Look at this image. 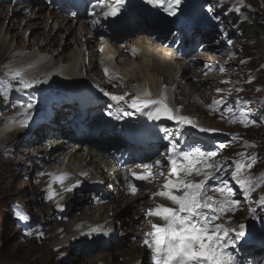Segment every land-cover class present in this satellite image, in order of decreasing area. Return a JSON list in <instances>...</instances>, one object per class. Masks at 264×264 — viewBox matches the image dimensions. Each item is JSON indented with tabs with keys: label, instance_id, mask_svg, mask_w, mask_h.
Instances as JSON below:
<instances>
[{
	"label": "rangeland",
	"instance_id": "1",
	"mask_svg": "<svg viewBox=\"0 0 264 264\" xmlns=\"http://www.w3.org/2000/svg\"><path fill=\"white\" fill-rule=\"evenodd\" d=\"M13 1L15 0H6L5 3L0 2V74L6 69V63L15 62V59H17L20 55H24L26 53L31 54L33 52L37 55V57L47 56V62L49 60L53 62L51 55H53L55 52H58V50L55 51L56 47H54V49L51 51L47 49L41 50L40 46L44 42L43 38L39 39V37H31L32 31H30V29L24 28L26 21H28L33 15H30V17L26 19H16L19 21V27H15V29L9 33L4 31L1 32L3 24L5 23L8 25L9 16L11 17V21L14 20V14L7 13L9 12L10 7L15 8L12 7L15 5V3H12ZM96 2L98 4L100 0H97ZM110 2H112V0H110ZM213 2H216L218 5L224 7L225 13L229 14L232 21L225 18L223 12L217 10V7L213 6ZM6 3H8V5H6ZM29 3L33 4L35 8H38V6L43 8L45 7V10L43 11V15H45V17H43L42 23L39 25L42 28H40V31L42 32H44L45 26L47 24H49L48 26H51V22L53 23V15L50 13V10L63 9L69 16H73L75 14V9L69 5L66 0H19L18 5L21 6L23 4ZM202 7L205 8V12L197 14L199 9ZM209 7L212 9L211 12L208 11ZM182 8L185 10V12H190V21L194 18L201 19L206 17L209 22H212V24L209 25L216 27L219 31L212 26L198 24L196 29V25H191L189 27L191 29V34L189 37H192L194 32L195 34L192 40L187 43L188 36L184 34V29L187 27L185 24L179 23L177 26L179 27V30L182 32V34L178 36V34H176L178 30H171V26L174 21L169 22V20H172V16H169L168 14V21L153 22L154 26L156 27L154 31L161 32V39L166 37L168 34L170 36V41L176 37L178 41L180 38V40L172 48L169 50L167 48L165 51V53L170 57L173 54L172 52L174 49L178 48L179 46H185L186 43L187 45L185 47H181L183 52H187L194 47L200 48L205 46L203 51H199L198 49L196 50V54L200 56V58L203 57L201 58L203 60L202 62L198 60L200 67L199 69H201L202 72L200 75L196 76L199 79L206 81L205 85L199 86L200 90L205 92V94L202 98L194 97L192 100L194 99L197 106L199 108H203L210 118L205 120L204 115L200 116L199 113H196L194 109L186 111L184 107L178 108L175 105L173 96L176 86L170 85L166 92L168 102L175 110H177L179 115L190 118L196 127L191 128L190 125H184L178 130L177 125L174 122L165 120V122L170 123L165 124L159 120L153 121V124L147 135L149 138H151L154 135L161 134V130L164 129L165 126H172L173 132L171 133V136L178 145L187 142H193L195 147H200L203 151L217 152V155L213 158V161L219 162L221 164L231 165L232 162L241 159V157L237 155V153L240 152L258 154L260 157L259 160L248 173L254 178H257L261 174H264V45L262 46L255 41H248L246 38H244V29L242 26H239V24L259 22L264 25V0H182V4L180 6L181 10L177 14H181L184 19L187 20L188 14L186 15L183 13ZM101 9L103 8L100 7L99 11L95 13V16L89 14L86 8L80 10L79 13L82 15L86 13V17H90V19L87 18L89 19L87 21V24L89 25L93 24L92 21L94 18L97 20L102 18ZM209 14H211V16H208ZM3 15L5 17H3ZM50 16L52 21L51 19L48 20L47 18ZM213 17H217V19H213ZM106 21L108 22L109 20L106 19ZM193 23L195 24L196 21H193ZM169 24L170 26H168ZM139 25L140 22L137 21L133 27H129L124 32L120 40L117 41L118 47L120 49L127 50L132 47L133 44H137L140 49L156 48V43L159 44V40H157L155 43L153 42V37L143 38L138 36L139 33L136 32L135 28ZM163 25L166 26V28L162 27ZM75 30L77 35H79H74L75 40L72 39V37L68 40V33H64L65 36L63 37L65 41H72V46L70 49L64 52L65 55H67L68 60L72 54L74 55L75 53L77 58L79 51H83L82 44H80L81 40H83V43L86 42V32L82 31L77 26H75ZM65 31L66 29L63 30V32ZM238 31H241V34H238ZM11 35H19L20 39L10 40ZM228 37H232L234 42L228 44ZM4 39L7 41L8 45L4 44V49H2L1 46ZM99 39L97 40L98 42H95L98 45H93V49L98 55L97 61L94 60V62L99 61V64L103 68L106 62V54L104 53V50H100ZM20 40L30 44L29 48L16 47L17 45H20L18 44ZM62 41L63 40L61 39L59 41L60 43L58 42V47L60 44H62ZM75 41H77V43ZM167 41H169V39ZM211 44H215V48L219 54H215L207 49V46ZM61 52L62 50L60 53ZM153 52L154 51L150 52L148 61L150 64L158 65L160 61H163V56L159 55L158 53L153 54ZM56 53L54 55H56ZM192 57L193 54L190 55V58L188 59L192 60ZM83 58H85V61L88 60V56H83L79 60L82 61ZM211 58L216 61H210ZM125 59H127V61ZM132 59L133 58L129 54H124V57L120 59L119 63H121V69L125 68L128 71V75L125 73L124 78L120 77L117 79V82L120 83V81H126L127 86L133 91L128 89L126 83L116 84L115 86L117 90L114 88L111 89L112 93L117 91L115 93L116 95H125L126 93H129L130 95L126 96V99L128 100H131L137 95V93L134 91L137 88V85L138 87H141L140 81L142 75L144 74L141 72L143 61L142 55L138 56L134 60ZM23 62L24 61H17L19 65ZM86 62L87 63L85 65L88 66L89 62ZM168 62V65L171 66V59L166 61V63ZM37 64H41V62L37 61L34 65ZM164 66L165 65H163V67ZM209 66H211V68L207 69L206 73H203L202 69L206 67L208 68ZM172 68L175 69L176 65H173ZM43 71L44 73L48 72L49 75H52L55 72L54 76H58L62 72L60 69H53L48 65L43 68L42 72ZM85 73L86 72L81 74L82 78H85ZM100 73H102V70L100 69V66H98L97 77L100 76ZM194 75V73H189L190 77ZM27 77L31 78L30 76ZM173 78H171V82ZM92 79L91 82L93 81ZM83 81L87 82V80ZM130 81L132 83H128ZM96 82L99 83L98 80H96ZM158 82L161 86V81L159 80ZM45 83L50 85L53 83V81L47 79ZM70 87L71 86L67 85L62 90L66 92ZM181 88H184L187 93L189 92V88L185 85H183ZM217 89H222L223 91L217 92ZM207 90H209V92H207ZM93 91L97 92L94 89ZM32 92L33 91L31 88L25 90L24 92L18 91L17 97H19L21 100H26L33 96ZM52 95H55L58 98H61L62 96L59 93L53 92L52 90L45 96L52 99ZM55 96L53 97L52 102L54 100L55 104H59V101ZM103 97L105 96L103 95ZM236 99H248L251 101V103L247 106V110L251 112L252 118L257 121L256 124L245 127L239 120H237L235 123H232L230 122L229 117H231L233 113L226 112L223 105L221 106L220 112L214 111L209 107L213 100H225L229 103H233L234 106V101ZM183 100L185 102L188 101L186 98H183ZM111 102V100L103 99L90 108L93 110V113L96 112V108H102L100 110L98 119L93 125H90L89 131L86 132L87 135L94 134V132L97 133V137L95 138L96 142L106 139V135L103 133L105 123L104 119L105 112ZM55 104H51V107L49 106L48 109L47 105L44 104L41 108H39V114L41 115L39 117H37L35 114L31 115L27 125H29L30 122L32 123V120L35 118H45L42 115H45L46 113L54 114L59 110L60 107V105ZM186 105L189 106L188 104ZM51 108H55V111L52 112ZM8 109L9 111L5 112ZM6 113H9V115H6ZM93 113L91 115H93ZM221 113L224 114L225 118H221ZM0 114V122L2 120V116H4V120H8L7 118L12 115V108L10 105H8V100L2 104ZM59 120L60 118H54L51 120V124L56 127L59 124ZM116 121L117 124H123L129 120L122 118L121 120ZM45 126L47 125L42 122L38 130L35 128V130L32 132H30L32 127L25 128L26 126H24L23 129L18 131L22 132V135H15L14 137L13 135L15 132L11 136H8L6 132L1 135L2 131L0 130V264H107L104 263L107 261H99V258L102 256H107V254H110L111 250L115 252V255L122 253L128 255L126 251H129L130 253L131 250L133 252V249L144 251L147 257L146 264H152L149 249L143 245V240L146 238V233L152 231V229H149L150 225L148 224V219L151 218L153 221L156 220L152 219V217L147 219L145 218L147 212L146 209L150 208L152 202H150L149 205L139 207L138 212L140 219L137 222L135 220L134 222L130 221V215H127L128 217H126L123 214V210L120 211L122 220L116 223L118 225L117 240L103 245V243L94 241L93 239H86L81 246L72 244V246L65 247L66 252H71V256L68 255V252L59 254L58 250L60 248L53 244V239L58 235L60 236L61 232L72 229L78 224L87 223V211L90 210L93 213L96 212L101 204L108 205L111 200H113L114 196L111 194H104L101 190L95 192L93 189L91 190L90 188L80 187L77 190L69 192V194H71V197H69L63 193V191L60 192V186L56 185L58 189L52 188L56 192L60 193V195L56 196L55 199L51 201L45 199L49 184L52 182V178L49 177L48 184L43 182L45 174L44 167H51L52 170L54 169V172H56L55 170L58 168V170H68L72 166L70 165L72 162H69V157L76 150L79 151V154L84 153L85 157L90 152V147L85 144L75 145L73 148H69L67 143L55 141V137L53 136L51 139L53 141L52 144L56 146H62H58V152L61 153L59 154L57 152V155H55L59 159H57V162L61 161L62 165L56 166L58 164L55 165V163H51L46 164L45 166V164H43V159L45 158L46 154L42 152V150L49 143L47 141H43L46 134H43V137L40 135V132L45 131ZM139 126L140 124L138 123V127ZM156 127L159 128L156 130L153 129ZM199 127H210L217 129L218 131L222 132V135L213 139L210 136L211 133L200 132ZM60 131L61 133H66L63 130ZM112 132L114 136L112 143L119 142L120 132L118 130H113ZM51 134L53 133L51 132ZM30 136L31 138H29ZM2 139H6L5 142L9 141V144L3 145L1 147V143L3 141ZM30 139H32V144L28 145ZM37 139H41L42 142L38 143ZM61 139L62 138H59L58 140ZM213 142L216 143L215 148L212 144ZM245 142H247V144ZM193 143L185 145L184 147H187L186 150L193 148ZM220 144H224L226 147L220 149L218 147ZM7 146L11 149L13 148L12 154L9 152L10 149L7 148L5 150V147ZM167 150L168 140H165L162 151ZM6 153L10 155V158L6 159ZM94 153H96V151H94ZM79 154L77 156V161H75V158L73 162V171L75 172H73V174L75 175L76 180H79V176L77 175L80 169L83 167V162H81L82 154ZM50 158L53 161V156ZM109 161L110 160L107 157L105 162ZM103 165L106 166L104 161ZM77 169H79V171H77ZM234 170V167H227L226 170H222L221 172H216L215 169H206V171L212 172L217 176L221 174V181L227 180L229 185L236 190V195L233 197V199L240 200V204L237 205L234 210L228 213L226 216L230 214L235 216L232 225L229 226L234 227L239 223H244L246 225L245 238L241 240L240 244L237 246L239 249L238 258L241 260V264H264V228L261 226L264 221L260 219H254L253 214L250 211V209L255 208L257 210L256 216L264 217V207H261V205L257 202L261 196H264V185H261L255 191L250 193L248 198H245V196L241 194L239 187L235 184V181L231 179V172ZM107 177L111 181H114L115 176H111V173H108ZM165 178L166 174L162 181H164ZM73 179L74 177H70L65 181L69 182ZM84 179L86 180V178ZM189 179L199 181L204 179V176H197L194 174L193 176L189 177ZM89 181L93 183L97 182L96 179H90ZM162 181L159 182V190ZM216 185L219 188L224 187L221 182ZM149 188L150 191H152V193H150L152 196L154 192V184H151ZM212 188L214 189V187ZM144 191H148V186L135 196H141L142 199L145 200L146 196H143L145 194H141ZM211 193L214 194V191H209L208 195L212 196ZM153 200L154 203L152 204L151 208L155 207L154 204L156 203V197ZM65 202H67V204H65ZM17 209L21 210L26 216L29 217V219L21 220L18 218L15 215ZM130 212L133 213L134 211L130 210ZM226 216L222 217L217 223H223V220ZM64 220L67 223H61ZM123 222H126V225L122 226L121 223ZM130 223L133 224L129 225ZM60 229H62L61 232ZM130 231L131 235H133L131 237ZM131 259H129V256L119 260L117 259L116 264H131Z\"/></svg>",
	"mask_w": 264,
	"mask_h": 264
},
{
	"label": "bare ground",
	"instance_id": "2",
	"mask_svg": "<svg viewBox=\"0 0 264 264\" xmlns=\"http://www.w3.org/2000/svg\"><path fill=\"white\" fill-rule=\"evenodd\" d=\"M67 1L69 3L71 2V6L75 7V14L73 16H69V15L65 14L64 12H60L57 10H50V13L53 15V23L51 22V24H52L51 26H48L49 24H47L45 26L44 32L40 31L41 27L39 25L42 23L43 17H45V15H43V11L45 10L44 9L45 7L43 8V7L38 6V8H35L33 6V4H25V5L20 6V5H18L17 2H14L15 5H13L12 7H15V8L10 7L9 12L6 11L7 13L14 14V20L11 21V17L9 16V18H8L9 23H8V25H6L5 23L3 24L1 32L4 31L6 33L7 32L9 33L10 31L14 30L15 27H17V26L19 27V21H17L16 19H19V18L26 19V18H29L30 15H33L32 17H30V19L28 21H26L24 28L30 29V31H32L31 37H35V38L39 37V39L43 38L44 42L41 45L43 47L40 46L41 50L47 49V50L51 51L54 49V47H56L55 51L58 50V52L57 53L55 52L56 55H54L55 53L53 55H51L53 58V62H51V60H49L47 62V56H44L45 58L44 57H37V55L32 52L31 54L26 53L24 55H20L17 59H15L16 63H17V61H20V60H22V61L29 60V61H27V63H25L18 70L12 69L13 68L12 66L14 64H10V65L6 66V69L0 74V81H2L4 83H11L13 90L10 91L7 99H5L4 95L2 93H0V109L2 107V104L6 100H8V105H10L12 108V115L18 116L17 120L20 121L21 119H23L22 113L25 111L26 105L29 102H32L34 106L32 109L28 110L30 112V114L37 113L38 115H41V114H39L40 113L39 108H41L44 104H46L47 109H48V107L49 106L51 107V104H53L52 99L47 98L45 96L48 92H50L52 90L53 92L59 93L60 95H62L61 98H59L62 100V104L60 105L59 110L56 111L54 114L46 113L45 115L47 118H50V119H52L54 117L63 118L64 116L67 115L68 108H66V106L72 105L74 107L75 102H71V96H72L73 92L76 90V88H78V87L83 88L84 87V82H82L83 80H87L86 86L92 88L94 98L101 97V98L109 99V97H107V96L103 97L100 89L103 88L105 91H107L111 94H115L117 92L116 91V92L112 93L111 89L114 88L115 90H117L116 86H115L116 85L115 83H117V79H119L120 77L124 78V75H125V73L121 69V66H120L121 63H119V61L122 57H124V54H129L131 57H134V59L137 58L138 56H141V55L143 58V61H142V68L143 69L141 68V72H143L144 74L142 75V78L140 81L141 87H138V85H137V88L135 89V92L137 94L142 95L145 91H150L153 99H158L161 97V95H164V96H166V100H167L168 97L166 95V92L169 89L170 85L176 86V89H175L173 94H174L175 105L178 108L184 107V109L186 111L194 109L196 111V113H199L200 116L204 115L205 120L210 118V116L206 113V111L203 108H199L194 99L192 100V98H194V97L202 98L203 95L205 94V92L200 90L199 86L205 85L206 81H203V79H199L196 76V75H200L202 72L201 69H199L200 68L199 67V61L202 62L203 60L200 57H198L196 55V53L193 54L192 60L188 59V58H190V55L192 52L196 51L197 49L199 51H203L205 49V46L200 47V48L194 47L187 52H183L181 47H179L172 52L173 54L171 55V57L168 56L165 53V51L167 50V48L168 49L172 48L175 45V43L177 42V37L175 39H173L172 41H170V40L167 41L170 38V36L168 34L166 37L161 39V32H155L154 31V29L156 27L154 26V23H153V22H166L169 20L166 16V12L163 9H159V10L154 9L150 5L142 4L141 0H133V1L129 0V3L126 5L127 11H124L121 15L115 17L112 21L107 22L106 19L101 18L100 20H98L99 22L97 24H95V25L89 24L88 25L87 21L90 19V17H86V13H84L83 15L79 13V7L81 6V4H79V3L82 2L83 0H67ZM95 1H97V0H94L92 2V5H96ZM131 1L134 2L133 5H131ZM0 2L5 3L6 0H0ZM87 2H88V0H84L83 5L86 6ZM77 4H79V5H77ZM98 10H99V7H98ZM102 11L103 10H101V13H102ZM48 12H49V10H48ZM4 13H5V11H4ZM139 16L141 17L140 26H138V29H136L140 33L138 36H142L144 38L153 37L155 42L157 40H159L158 46L154 49H151V48L140 49L137 44H134L132 47H130L127 50L120 49L118 47L117 40L119 39L120 35L123 34L124 30L128 29L129 27H132L137 22V18ZM3 17H5V16L3 15ZM47 18H48V20L51 19V21H52L51 16L47 17ZM87 18H89V19H87ZM93 20H97V19L94 18ZM179 20L181 22H183L182 19H179ZM75 26L80 28L82 31L86 32V42L83 43V40L80 39L81 40L80 44H82L83 51H81V50L79 51L77 58H76V53L74 55L72 54V56L68 60V57H67V55H65L64 52L66 50L70 49V47L72 46V41L71 42H68L67 40L65 41L63 37L65 36L64 33H68L69 37L67 39L69 40V38L72 37V39L75 40L74 35H77L76 30H75ZM47 28H48V30H47ZM177 28L178 27H177V25H175V23L172 24L171 30H178ZM18 29H20V28H18ZM43 29H44V27H43ZM65 29H66V31L63 32V30H65ZM188 29H189V26L184 31L185 34L188 33ZM178 32L180 33L179 30H178ZM77 36H79V35H77ZM178 36H179V34H178ZM99 37H100V39H99ZM192 38L188 39V43L192 40ZM5 39L3 41L1 40L3 43L1 46L2 49H4V44L8 45L7 41H5ZM13 39L14 40L20 39V36L19 35H11L10 40H13ZM61 39L63 40L61 42L62 44H60V46L58 47V45H59L58 42ZM98 39H99V43H100V50H104V52L107 55V60H108L105 62L106 63L105 69H108V75L105 74V71H104L105 69H104V70H102V73H100L99 77H97L99 61L94 62V60L97 61L98 55H97L96 51L93 49L94 48L93 45L94 46L98 45L97 43H95ZM75 42L77 43V41H75ZM63 43H64V45H63ZM18 44H20V45H17L16 47L29 48V45H30L27 42H24L23 40H20ZM60 47H61V49H60ZM78 49H77V51H78ZM207 49L209 51L215 53V54H219V52L215 48V44L208 45ZM61 50H62V52L60 53ZM151 51H154L153 54L158 53L159 55L163 56L162 57L163 61H160L158 65L150 64V62L148 61V56L150 55ZM88 53H90V54H88ZM210 54H212V53H210ZM83 56H88V60H86L89 62L88 66L85 65L87 63L85 61V58H83V60H82L83 62L81 60H79ZM43 59H44V63L41 62V60H43ZM54 59H55V61H54ZM170 59L172 62L171 66L168 65L169 62L166 63V61L170 60ZM125 60L127 61V59H125ZM37 61H40L41 64L34 65ZM210 61H216V60L211 58ZM47 65L53 69H60L62 72L58 76H54L55 72L52 75H49L48 72H45V73H44V71L42 72L43 68ZM163 65H165V66L163 67ZM173 65H176L175 69L172 68ZM209 68H211V66H209L208 68L206 67L205 69H202L203 73H206L207 69H209ZM15 72H21L23 75H25L24 77L26 79L41 81V83L36 84L34 87L31 88V90L33 91L32 97H30L26 100H21V99H19V97H17L18 91H16V89H18L20 87V84H19L18 79H13V75ZM84 72H86L84 75L85 78H82L81 74H84ZM189 73H194L195 75L190 77ZM27 76H30L31 78H28ZM101 76L103 79L101 78ZM92 78H94V79H92ZM136 78H137V76H136ZM171 78H173L172 82H171ZM47 79L50 81H53V83L50 85L46 84L45 81ZM91 79L93 80L92 82H91ZM128 79H131V78H128ZM96 80H98L99 83H97ZM159 80L161 81V84H162L161 86L159 85V82H158ZM67 85H69L71 87L65 92L62 89ZM183 85H185L186 87L189 88L188 93L186 92V90L184 88H181ZM93 89L96 90L97 92H94ZM98 91H100V92H98ZM207 92H209V90H207ZM183 98L188 99V101L185 102L183 100ZM167 102H168V100H167ZM112 103L114 104V102H112ZM185 103L188 104L189 106H187ZM169 105L171 106L170 103H169ZM115 110H116V108L114 105V107L112 108V111L114 112ZM126 110L133 111V112L135 111L134 109H130L127 106H126ZM145 111H147V110H145ZM177 114L179 115L178 112H177ZM97 116L98 115H92V117H90L88 119L90 121V124H92L97 119L96 118ZM0 117H1V114H0ZM124 117L128 118V120H130V121L124 122V124L120 125V126L125 125L126 130H124V132L128 131L129 129H131L133 127L140 128L139 131L135 130V131L129 132L127 134V137L124 140V143H126L127 140H129V138H131V137L137 138L136 140L139 141L144 146L145 154H148L150 152V150L152 151V153L159 152V150H160L161 146L163 145L165 139L163 137H162V139H159L158 137L154 136V137H152L151 142H149V140L146 137V134H147L146 130H148V131L150 130L154 120L149 119L146 115H144L142 113H136L135 115H132L131 117H133V118H129V116H124ZM132 119H136L137 122H140V127H138V123H135L136 121L132 122L131 121ZM86 120L87 119L85 118L84 123ZM165 120H167V119H161L160 121L164 122L165 124H170L169 122H165ZM114 121H115L114 118H111V120H109L107 125L110 127H113L115 124ZM170 122H173V121H170ZM41 123H42L41 121L33 120L32 123L30 122V124L27 125L25 128H28V127L33 128L34 127L38 130ZM84 123H82V124H84ZM14 127L15 126H13L12 123L9 124V126L7 128L9 130L8 135L11 136L14 132L15 133H14L13 137L15 135H17V136L22 135V132H18L17 129ZM190 127L193 128V126H191V125H190ZM45 128L46 129L43 132L46 135L44 136L45 139L43 141H47L49 144L45 148H43V150H42V152H44L46 154L45 158L43 159L44 160L43 164H45V166H46V164L55 163V165L58 164L56 166H61L62 162L61 161L57 162L58 158L55 156V155H57V152L59 151V147H58L59 145H57V146L53 145L52 144L53 141L51 139L54 136L55 141H59L58 139L62 138L61 142H63V143H69V144H71L73 142L79 143L82 140V133H81V136L79 138L70 137V136L60 137L61 134H60L57 127L45 126ZM164 129H166L169 134H171L173 132L172 126H166V127H164ZM78 131L79 130H77V132H75V133H78ZM51 132L53 134L54 133L55 134L53 135V134H51ZM111 132L112 131L110 129H108L107 127H104L103 133L110 134ZM1 135H3V133ZM163 136H164V134H163ZM2 138H3V136H2ZM29 138H31V136ZM113 138H114V136H113ZM88 139H89V141H92V142L94 141V139L90 135H88ZM7 140H9V139H7ZM37 142L41 143L42 140L37 139ZM191 143H193V142H191ZM8 144H9V141L3 142L2 146L8 145ZM31 144H32V139H30L28 142V145H31ZM187 144H189V143L178 145V147L181 148L182 150H186L187 147L185 148L184 146ZM109 146H110V144L108 142H104V143L96 145L95 147L97 149H101V148H106ZM7 148L10 149L9 152L12 154V149L7 146V147H5V150ZM58 153H60V152H58ZM78 154L79 153L77 152L75 155L74 154L71 155V157H74V159L70 161V162H72V164H70L72 166L68 169L69 173L74 172L73 171V166H74L73 162H74L75 158H76L75 161H77ZM81 154H79V155H81V162H83V167L81 169L79 168L80 171H79V169H77V171H79V173L77 175V176H79L78 177L79 180H76L75 175L72 174V177H74V179L72 181H69V182L64 181V185L67 187H71L72 185L76 184L77 181H79L80 182L79 185L74 190H77L80 187L81 188L82 187L83 188H90L91 190L93 189L95 192H98L99 190H101L104 194H111L114 197H113V200H111V202L108 205L107 204H103V205L101 204V206H99V208L96 212L93 213L90 210L87 211V217H88L87 223L78 224L74 228L68 229L67 231H64V232H61L62 229H60L61 235L60 236L58 235L52 241L53 244H55L56 246H58L60 248L58 250L59 254L67 253L68 251L66 252L65 247L72 246V244H77L78 246H81L85 242L86 239L87 240L93 239L94 241L103 243V245L117 240L118 225L116 223L118 221L122 220L120 211L123 210V214L126 217H128L127 215H130V221H132V222H134V220L136 222L139 221V219H140L139 212H138L139 207H142L144 205H149L150 202H152V204L154 203V200H153L154 198L150 194V193H152V191H150L149 187L151 186V184H154V190L153 191H158L159 190V182L162 181V179H164V176H159V178L152 181L148 186V191H144L141 193V194H145L143 196H146L145 200H143L141 196H135V195L130 194L129 185H130V183H133L132 181L131 182L127 181V183L122 184L120 181L119 182L111 181L109 178H107V176L106 177L104 176V174H103L104 172L103 173L98 172V169L103 170V166L101 165V162L103 163V161L106 164L107 168L116 170V168L113 166L114 164L111 162L112 160L110 158H109V160H110L109 162H105L107 157H105L104 155H100L101 161L99 162L98 157L92 152L88 153L86 155V157H85L84 153H81ZM51 156H53V161L50 158ZM8 158H10V155L8 153H6V159H8ZM159 160H161V159H159ZM161 161H162V164L167 163L163 160H161ZM97 165H98V168L96 169ZM77 168H78V165H77ZM44 169H45V174H44V181L43 182L48 184L49 183V177L52 178V182H51L52 187L55 189H58V187H56V185L60 186V192L63 191V193H65L66 195L71 197V194H69V192H65L63 187H61V185L58 182H55L53 180V176L62 175L61 173H58V172H61L64 170H58L59 169L58 168L57 169L58 171L55 170L58 174H54L55 173L54 169L52 170L51 167H44ZM94 170L97 171V175H94ZM167 170H168V165L165 167L161 166L160 168H157V171L165 172ZM84 173H87V175H84ZM49 174H53V175L50 176ZM122 176H123V174H122ZM220 176H221V174L219 176L216 175L217 179H214V180L210 179L208 181V184L211 185L212 187H214V189L219 188V187H217L216 184H219V182H221ZM84 178H86V180ZM90 179H96L97 182H94V183L90 182L89 181ZM145 188L139 189L137 194L140 193ZM212 196H214L216 199H221V200L225 198V195H222L219 191H214V194H212ZM65 204H67V202H65ZM152 204H151L150 208L152 207ZM158 204H164L166 206H171L170 202L167 201L166 199H163V201L160 200V202ZM130 210H133L134 212L132 213V212H130ZM230 212L225 213L222 217L226 216ZM234 218H235V216L230 214L224 218L223 223H225L227 226H229V221H230V225H232ZM154 222H160V221L158 218H156V220H154ZM216 222H218V221H216ZM61 223L65 224L67 222L64 220ZM125 223L126 222H123V223H121V225L124 226V225H126ZM132 224L133 223H130L129 225H132ZM97 226H100L103 231L100 233H94L92 235H88L90 229L97 227ZM127 226H128V224H127ZM149 229H151V228L149 227ZM131 236H133V235H131V231H130V237ZM131 252H132V250L130 251V253H129V251H126V253L128 255H125L123 253L115 255L114 254L115 252H113V250H111L110 254H107V256H104V257L103 256L100 257L99 261L100 260L101 261H107V262H104L107 264H116L117 259L119 260L121 258H126L127 256H129V259H131V257H132L131 264H146L147 257H146V253L144 251L133 249L132 254H131ZM68 255L71 256V252H68ZM121 264H123V263H121Z\"/></svg>",
	"mask_w": 264,
	"mask_h": 264
},
{
	"label": "snow or ice",
	"instance_id": "3",
	"mask_svg": "<svg viewBox=\"0 0 264 264\" xmlns=\"http://www.w3.org/2000/svg\"><path fill=\"white\" fill-rule=\"evenodd\" d=\"M128 3L129 0H112V2L110 0H100L93 7H102V15L107 19L117 17L122 10L127 11L126 5ZM141 3L150 5L154 9H163L169 16L175 17L181 10L182 0H141ZM208 11H212L211 7ZM92 15L95 16V11ZM213 19H217V17H213ZM98 22V20L92 21L93 25ZM228 43H231V40ZM104 71L108 75V69ZM13 79L19 80L20 87L16 91L20 92L41 83L39 80L26 79L21 72H15ZM11 90H13L11 83L0 81V93L4 95L5 99H7ZM100 91L118 106L114 112L109 111L107 113L115 120H121L123 116L142 113L154 121L161 119L173 121L178 130L184 125L196 127L190 118L178 115L177 110L169 105L164 95H161L158 99H153L151 92L145 91L142 95L137 94L131 100H128L126 96L130 95L129 93L115 95L103 88ZM220 91L223 90L217 89V92ZM250 103L251 101L248 99H236L233 106V103L225 100H213L209 107L220 112L223 105L226 112L233 113L229 117L230 122L235 123L239 120L245 127H248L257 123L252 118L251 112L247 110ZM33 106L32 102L26 105V109L22 113L23 119L20 120L22 127L27 126L28 120L31 118L28 110L32 109ZM125 106L135 111H125ZM109 107L112 106L109 105ZM221 118H225L223 113H221ZM161 131L164 132L163 138L168 140V154L165 159L170 171L161 189L153 193L152 196L153 198L158 196L166 199L171 206L158 204L155 208H149L146 212L147 217H156L160 221L148 220L152 231L146 233V238L143 240V245L149 249L152 264H241V260L238 258L239 249L237 246L245 238L246 225L239 223L233 227L216 222L225 213L234 210L240 204V200L233 199L236 190L229 185L227 180L221 181L224 187L213 189L208 184V180H214L217 177L214 173L206 171V169H215L216 172H220L226 170L227 167H234L235 170L231 172V179L235 181L241 194L248 198L250 193L264 185V174L257 178L248 174L260 157L255 153L240 152L237 155L241 159L232 162L231 165L221 164L213 161L217 152H206L200 147L182 150L166 129ZM199 131L215 133L218 130L210 127H199ZM245 143L247 144V142ZM224 147L226 145H219L220 149ZM154 166L160 168L162 161L157 159L154 164L137 165L138 168L143 167L147 171L144 173L132 171L130 175L135 180L144 183H150L159 176H165L162 171L153 172ZM194 174L197 176L202 175L204 179L199 181L189 179ZM84 175H87V173H84ZM66 179L67 174L53 176V180L58 182L65 192H72L80 183L77 181L76 184L67 187L64 185ZM125 179H128V177L126 176ZM139 187L136 183H130V194L136 195ZM209 191H219L222 195H225V198L222 200L216 199L214 196L208 195ZM58 195L60 193L53 190L50 183L45 199L51 201ZM257 202L261 207H264V196H261ZM250 211L254 219L264 221V217L256 216L257 210L255 208L250 209ZM15 215L21 220L29 219L19 209H17ZM261 226L264 228V223ZM102 231V228L97 226L91 228L88 235Z\"/></svg>",
	"mask_w": 264,
	"mask_h": 264
},
{
	"label": "trees",
	"instance_id": "4",
	"mask_svg": "<svg viewBox=\"0 0 264 264\" xmlns=\"http://www.w3.org/2000/svg\"><path fill=\"white\" fill-rule=\"evenodd\" d=\"M243 27V36L248 41H255L260 45H264V25L259 22L239 24Z\"/></svg>",
	"mask_w": 264,
	"mask_h": 264
},
{
	"label": "water",
	"instance_id": "5",
	"mask_svg": "<svg viewBox=\"0 0 264 264\" xmlns=\"http://www.w3.org/2000/svg\"><path fill=\"white\" fill-rule=\"evenodd\" d=\"M213 135L214 136H217V135H220V133L215 132V133H213Z\"/></svg>",
	"mask_w": 264,
	"mask_h": 264
}]
</instances>
